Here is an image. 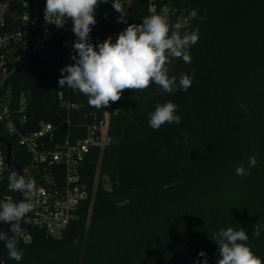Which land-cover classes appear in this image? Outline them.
<instances>
[{
    "label": "trees",
    "instance_id": "16d2710c",
    "mask_svg": "<svg viewBox=\"0 0 264 264\" xmlns=\"http://www.w3.org/2000/svg\"><path fill=\"white\" fill-rule=\"evenodd\" d=\"M121 2L126 22H117L112 0L101 3L90 42L115 40L128 24L149 15L151 0ZM153 2L158 13L167 7L170 21L183 22L184 30L199 27L191 64L182 59L168 64L169 76L177 80L196 70L187 92L165 93L153 84L142 92L125 90L118 102L97 110L83 94L60 89L58 68L39 55L30 56L10 80L16 97L29 91V125L23 132L44 121L82 139L86 127L107 112L109 129L102 154L89 168L90 191L79 218L60 237L34 230L30 242L18 245L19 262L9 259L4 247V264H194L197 259L202 264L200 251L208 264H217L210 237L229 226L243 227L252 251L264 259V231L252 236L253 225L264 224V0ZM192 9L199 16L189 21ZM75 40L72 32V44ZM169 100L179 106L181 122L153 130L148 113ZM11 144L15 163L23 167L16 140ZM257 153L250 175L237 176L236 167L247 168Z\"/></svg>",
    "mask_w": 264,
    "mask_h": 264
},
{
    "label": "clouds",
    "instance_id": "9594fccd",
    "mask_svg": "<svg viewBox=\"0 0 264 264\" xmlns=\"http://www.w3.org/2000/svg\"><path fill=\"white\" fill-rule=\"evenodd\" d=\"M108 0H46L44 18L57 28H64L71 20V31L76 40L72 44L73 64L60 69L59 88L67 86L74 92L87 97L88 105L97 110L106 109L111 103L118 102L125 90L142 92L153 84L165 93L179 89L187 92L192 85V75L182 74L177 80L169 76L168 64L172 59H182L187 65L192 62L190 48L199 41V27L192 31L185 29L181 21L172 23L167 9L161 13L142 17V23L128 24L115 36H109L103 42L93 44L91 32L96 25L97 9ZM113 9L120 14L118 21L124 23L125 8L121 0H112ZM198 9L188 12L189 21L197 19ZM207 13L199 17L206 19ZM178 105L172 101L157 103L154 111L148 113V124L153 130L165 124H179L181 116L177 115ZM240 108L247 111L243 103ZM109 143L115 141L109 138ZM179 143V141H177ZM259 153L249 157L248 167L239 165L235 169L237 176L250 175V169L258 164ZM3 177L0 176V180ZM9 192H20L23 198L17 202L11 196L0 201V222L10 224L12 235L0 231V241L5 242L8 258L21 261L23 252L18 247L23 237L21 222L33 211L31 197L36 192V183L25 174L11 170L7 177ZM252 236L259 237L264 231V224L253 225ZM210 239L217 245L219 259L217 264H264V259L257 256L248 244L249 235L243 227L221 228L214 232ZM78 243V241H74ZM198 256L205 257L202 264H208L206 253L200 251ZM194 264H201L197 259Z\"/></svg>",
    "mask_w": 264,
    "mask_h": 264
},
{
    "label": "built area",
    "instance_id": "2783aa9c",
    "mask_svg": "<svg viewBox=\"0 0 264 264\" xmlns=\"http://www.w3.org/2000/svg\"><path fill=\"white\" fill-rule=\"evenodd\" d=\"M45 3L46 0H0V137L10 145L12 164L36 183V192L30 198L33 211L21 222V240L26 243L32 240L34 230L60 237L79 218L81 204L89 196V168L95 157L102 154L109 129L107 112L98 123L86 127L82 139L65 136L52 123L44 121H40L38 129L23 132L22 129L29 125V91L15 96L10 80L17 69L32 55H39L56 66L59 76L60 69L74 63L70 58L73 55L71 20L64 28L50 24L44 18ZM165 8L169 14L170 10ZM153 13L159 14L151 0L149 15ZM11 139L16 140L17 157L23 161V167L13 159ZM8 153L9 148L0 142V176L3 177L0 201L6 196L17 201V192L8 190L7 177L11 171ZM98 178L99 169L92 188L93 196ZM22 198L21 193L20 200Z\"/></svg>",
    "mask_w": 264,
    "mask_h": 264
},
{
    "label": "water",
    "instance_id": "95a60500",
    "mask_svg": "<svg viewBox=\"0 0 264 264\" xmlns=\"http://www.w3.org/2000/svg\"><path fill=\"white\" fill-rule=\"evenodd\" d=\"M0 142L5 144L8 148H9V153H8V163H9V168L11 170H15L18 174L22 175L21 169L17 166V165H13L10 159L11 153H10V145L7 141H5L2 137H0ZM20 192H17V202H19L20 200ZM11 226H6V224L4 222H1V226H0V231H5V229L8 231L9 233V237L12 235L11 231H10ZM5 247V242L4 241H0V264H4V261L2 259V250Z\"/></svg>",
    "mask_w": 264,
    "mask_h": 264
},
{
    "label": "rangeland",
    "instance_id": "374dc122",
    "mask_svg": "<svg viewBox=\"0 0 264 264\" xmlns=\"http://www.w3.org/2000/svg\"><path fill=\"white\" fill-rule=\"evenodd\" d=\"M107 187L109 188V184H107Z\"/></svg>",
    "mask_w": 264,
    "mask_h": 264
}]
</instances>
